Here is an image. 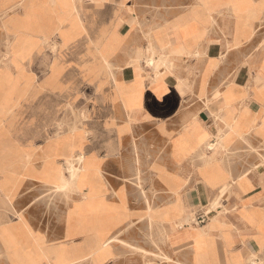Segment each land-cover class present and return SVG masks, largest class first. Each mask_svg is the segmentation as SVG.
<instances>
[{
	"label": "crops",
	"instance_id": "0c3cea01",
	"mask_svg": "<svg viewBox=\"0 0 264 264\" xmlns=\"http://www.w3.org/2000/svg\"><path fill=\"white\" fill-rule=\"evenodd\" d=\"M17 1L0 0V17ZM76 4L91 7L102 27L110 23L115 12L125 24L120 31L123 44L109 59L119 83H134L132 63L137 49L146 48L148 27L156 30L165 26L153 38V47L169 50L174 56L179 48V55H205L172 61L171 71L155 75L162 81L154 87L142 69L138 82L144 84L143 89L126 92L125 99L115 98L114 93L101 94L98 81L83 76L81 85L93 87L87 98L88 120L73 126L72 116L70 128L59 133H54V125L48 126L43 109L48 102L57 107L67 96L46 88L32 94L30 86L80 83H69L61 70L52 79L50 74L41 76L40 66L31 67L30 61H23L22 77L13 63L0 66V264H96L98 245L105 247L113 238L118 241L110 243L98 264H264L263 139L256 134L248 141L237 139L229 152L215 155L218 169L211 167L212 175L219 180L214 185L207 178L210 170L201 173V147L190 150L188 145H180L185 144L184 135L194 121L198 126L193 130L208 132L209 140L215 142L223 114L210 110L216 102L215 91L223 90L224 83L229 82L220 97L224 107L249 108L248 104L243 106L246 97L238 84L247 90L251 87L249 69L243 65L263 53L264 29L257 30L247 45L234 44L240 35H250L249 27L239 29L238 23L255 19L252 5L246 0H76ZM146 6L156 10L148 13ZM212 20L217 24L207 28L212 41L209 45L204 39L206 23ZM261 20L264 22V11ZM3 23L0 18V36L13 41ZM33 37L39 39L40 49L41 35ZM97 37L82 35L75 43L72 51L78 56L74 69L80 71L85 63L94 61L98 52L88 41ZM224 37L221 44L217 39ZM6 49L0 46V55ZM244 52L252 56L240 58L242 67L236 68L237 72L233 70L238 58L228 69L222 67L225 54ZM210 57L217 64L202 96V79ZM33 70L39 71L35 77ZM181 80L183 85H191L186 93L180 87ZM193 84L197 86L194 94ZM15 87L27 93L17 95ZM109 88H115L112 81ZM256 108L252 107L253 117L258 114ZM240 112L234 128L244 132L250 128V111ZM80 148L87 158L88 179L82 183V194L70 192L71 200L64 205L63 194L55 185L63 171L68 176L65 158L77 157ZM245 173H249L253 189L247 194L237 185L232 192L223 190V211L209 212L206 223L199 224V215L222 193L220 185L228 181L227 176L235 180ZM160 210L167 213V221L160 220L158 214L151 220L150 215ZM141 251L152 256L144 257ZM159 253L169 260L153 257Z\"/></svg>",
	"mask_w": 264,
	"mask_h": 264
},
{
	"label": "rangeland",
	"instance_id": "374dc122",
	"mask_svg": "<svg viewBox=\"0 0 264 264\" xmlns=\"http://www.w3.org/2000/svg\"><path fill=\"white\" fill-rule=\"evenodd\" d=\"M252 5V13L255 16V19L252 21L248 20H240L238 23L239 29H245L249 27V36H239V40L237 39L234 46H237L238 41L243 43V45H247L248 42H252L255 38V33L259 29H264V22L261 20V13L264 11V0H261L258 3H254L252 0H246ZM20 4V5H19ZM52 5V6H51ZM8 9H4L1 13V17L4 21V28L13 34V41L5 40L0 36V46L7 48L3 54L0 55V66L6 65L7 62L13 63L16 69L20 71L18 77H22V63L23 61H30L31 67L40 66L42 69V75L46 76L50 74V78L58 77V72L63 71V77L68 79L69 83L79 82V85L71 84L68 86H55L50 83L45 87H33L30 86V91L32 94L40 93V91L45 88L48 90H59L63 92L67 97H63L62 103H57V107H55V102H48L47 108L45 107L43 110L46 112L48 126H53L54 133L64 132L65 129L70 128L71 126V117L73 116L74 122L73 126L83 125L86 120H88V110L90 108V102H87V98L91 97V93L93 87H86L85 85H81L83 83V76L88 75L92 77L93 80H97L99 85L97 90L108 96L109 93H114L115 98H123L125 99V95H120L119 92L123 91V93L130 92L134 93L141 89H143L144 84L139 83V74H141L142 69L147 72L148 81L151 83V86H156L160 81L156 76L164 73L163 71H167L164 66H170L173 61V64L178 58L187 57L188 59H200L205 53L202 54H181L182 50L177 49L175 52L177 54L174 56V53L170 52L166 49H159L155 46V37L157 34L161 33L164 27H159L154 30L152 27H148V31L145 33L146 36V48L137 49L136 58L133 61V66H135V81L131 84V86L119 83L116 72L114 70L113 64L110 62V58L114 55V53L120 48L123 44V38L121 37L125 24L122 19L119 18L118 12L114 13V15L110 18V23L104 27H102L101 19L98 14L91 10V7L82 5L79 7L76 4V0H45L43 2H37L36 0H18L14 6H7ZM33 7V8H32ZM6 8V7H5ZM97 8V7H95ZM79 9V10H78ZM155 11L156 9H152L151 7H144V11ZM229 14L230 11L226 10ZM80 12V13H79ZM61 14V15H60ZM246 17V16H244ZM60 18V19H59ZM217 22L215 20L209 21L206 23V37L204 41L210 45L212 42L209 39L207 28L210 26L216 25ZM133 26V24H131ZM220 26V23H219ZM217 25V29L219 28ZM230 26V23H229ZM12 27V29H11ZM223 27V24H222ZM134 28V26H133ZM247 33V35L249 34ZM47 36H46V35ZM94 36L98 35L95 39H90L88 41V45L95 48L98 54L93 55L94 61L91 63H85L80 71L74 69V59L78 55L73 53L72 48L75 46V43L82 35ZM33 35H41L40 49H39V39L33 37ZM45 35V36H44ZM221 44H224L226 41L225 37L222 39H217ZM264 42V40L262 41ZM264 45V43H262ZM55 45V46H54ZM262 46L261 54L257 55L253 59H248L244 61V67L249 69L251 87L247 90L244 89L243 86L238 84L240 88L245 93L246 100L243 102V106L248 104L249 108H225L222 104V100H220L221 94H223L228 87V83H224L225 89H217L214 93V98L216 102L214 103L213 109H211V113H215V111L221 112L222 118V126L219 128L218 133L215 136V142H211L209 140L210 135L208 132H201L198 134V131H194L193 128L198 126L196 121L191 122L190 127H188L187 132L184 135V139L189 143L188 148L190 150L194 148L201 147L202 149V159L204 160L203 166L201 168V173L203 175V169L210 170L207 174V178H214L215 181L213 185L218 182L219 179H216L212 173L213 168L218 169V162L215 159V155L219 152H229L230 147L237 139H242L244 141H248V138L254 137V134L261 137L264 141V46ZM61 46V47H60ZM242 46V45H241ZM56 47V48H55ZM228 47H231V44L228 42ZM243 47V46H242ZM57 50V51H56ZM184 52V51H183ZM252 55H248L246 52L242 53V55H231L225 54L223 58L222 67L229 68L231 63L239 60V64L235 66V70L233 72H237L236 68H241L242 63L240 60L247 59ZM209 57V56H208ZM241 58V59H240ZM54 61V62H53ZM150 63H154L153 65H149ZM216 61L214 58L210 57L207 62V68L203 75L202 85H201V94L205 95L208 85V77L212 72L213 68L216 66ZM160 65V66H159ZM51 66V67H50ZM258 66V67H257ZM34 74L32 77H35L38 74V70H33ZM120 72V70H117ZM165 71V72H166ZM170 71V70H168ZM219 75H220V70ZM41 72V71H40ZM160 72V73H159ZM133 73V74H134ZM217 73V74H218ZM156 74V76H155ZM176 75V74H175ZM40 76V75H39ZM48 76V75H47ZM17 77V76H16ZM174 77V75H173ZM198 77V75H197ZM238 76H235V80H237ZM86 78V76H85ZM175 78V77H174ZM158 79V80H157ZM114 83L115 88H109V83ZM144 82V80H142ZM183 83V81L181 80ZM180 82L182 87V91L189 90L191 85H183ZM196 83V81H195ZM177 92L179 90V86H177ZM194 88L193 94L197 90V86L195 84L192 85V89ZM96 90V92H97ZM180 91V93L182 92ZM192 92V90H191ZM14 93L22 96L24 93H27V90L24 91L22 88L15 87ZM75 94V95H74ZM74 98L72 101L71 99ZM77 98H79L78 103L76 102ZM252 100L254 104L250 106V101ZM78 104V105H77ZM126 104V102H125ZM212 102H207V105H211ZM252 107H257L258 114H255V117L252 116ZM242 110H249V130L244 132H238L236 128H234V123L236 121V117L241 113ZM74 113V114H73ZM75 115V116H74ZM260 121V123H259ZM64 122V123H63ZM69 123V124H68ZM74 130H77L75 127ZM251 135V136H250ZM213 143V144H212ZM216 143V144H214ZM217 145L214 149H209V146ZM181 145V144H180ZM184 145V144H183ZM186 145V144H185ZM81 147V145H79ZM225 148V149H224ZM212 150V151H211ZM84 151L80 148V152L78 156L82 155ZM77 156V157H78ZM86 157V156H85ZM264 157V156H263ZM66 164V172L68 176H65L64 171L62 172V176L69 179L70 175L67 171L68 162L66 159L64 160ZM76 163V164H75ZM209 163V164H208ZM264 165V158H263ZM207 164V165H205ZM72 165L76 168L77 179L74 183L65 185V182L69 181L68 179L63 181L61 179L55 185L57 192H62L63 194V204H67L70 202V198L68 195L70 192H79L82 194V183L88 179L87 174V158H85L84 162L74 161ZM79 167V168H78ZM81 170V171H79ZM249 173L243 174V176L238 179L232 180L228 175V181L220 185V191L226 190L227 185L232 184L231 188L228 191H233L234 186L237 185L240 187L243 193L247 194L253 186L251 185ZM264 179V176L261 177ZM229 180H232L229 182ZM206 182V181H205ZM234 183V184H233ZM58 187V188H57ZM65 190H64V189ZM62 190V191H61ZM227 191V192H228ZM86 197V195H82ZM77 204V203H75ZM179 205V201L175 204V207ZM222 209H220L221 211ZM217 212L216 209L207 208V212ZM223 211V210H222ZM264 211V210H263ZM228 212V211H227ZM158 214V218L162 221H167L168 215L162 214L161 210L159 212H154L150 215V219L156 217ZM182 223V222H181ZM110 241H118L116 238L111 239ZM161 241V239H160ZM109 242V241H108ZM160 243V247L162 246V242ZM105 247H101L95 252V256L98 258L96 264L99 263L100 260L103 259V255L109 251L110 244L107 243ZM135 252V251H133ZM138 252V250H137ZM142 252V251H141ZM144 257H151L152 254L149 252H142ZM155 259L159 260H169L168 257H164L162 253H159L158 256H153Z\"/></svg>",
	"mask_w": 264,
	"mask_h": 264
},
{
	"label": "bare ground",
	"instance_id": "6f19581e",
	"mask_svg": "<svg viewBox=\"0 0 264 264\" xmlns=\"http://www.w3.org/2000/svg\"><path fill=\"white\" fill-rule=\"evenodd\" d=\"M20 5V4H19ZM52 6V5H51ZM33 8V7H32ZM79 10V9H78ZM92 10V9H91ZM80 13V12H79ZM61 15V14H60ZM60 19V18H59ZM46 35V34H45ZM44 35V36H45ZM47 36V35H46ZM147 37H148V35H147ZM262 43H264V42H262ZM263 45V44H262ZM55 46V45H54ZM264 46V45H263ZM61 47V46H60ZM262 47V46H261ZM56 48V47H55ZM57 51V50H56ZM54 62V61H53ZM154 63H150L149 65H153ZM132 65H133V63H132ZM160 66V65H159ZM51 67V66H50ZM134 68H133V71H135V66H133ZM258 67V66H257ZM163 68H166L167 70H170L171 71V67H169V66H164ZM166 71V70H165ZM165 71H163V72H165ZM160 73V72H159ZM135 74V73H134ZM162 74V73H161ZM156 75V74H155ZM182 83V82H181ZM252 85V84H251ZM224 87V86H223ZM225 89V88H224ZM215 92H217V91H215ZM119 94L120 95H126V93H123V91H121V92H119ZM74 114V113H73ZM75 116V115H74ZM64 123V122H63ZM69 124V123H68ZM73 128V127H72ZM77 130H79V129H77ZM74 131H76V130H74ZM73 131V132H74ZM251 136V135H250ZM184 142H185V144L186 145H189V143L186 141V140H184ZM184 144V145H185ZM213 144V143H212ZM214 144H216V143H214ZM181 145H183L182 143H181ZM216 146L217 145H211L210 144V146H209V149H214V148H216ZM225 149V148H224ZM212 151V150H211ZM13 152V151H12ZM14 153V152H13ZM85 153L83 152L82 153V155H80V156H78V157H73V156H69V157H66L65 159H66V161L68 162V167H67V171L69 172V175H70V177H69V179L68 178H66V177H64V176H62V173H61V179L63 180V181H65V180H69V181H67V182H65V185H67V184H71V183H74L75 181H76V179H77V176L79 175L78 173H77V171H78V169H77V171H76V168L72 165V162H74V161H79V162H84L85 161ZM76 164V163H75ZM209 164V163H208ZM205 165H207V164H205ZM79 168V167H78ZM79 171H81V170H79ZM242 176H243V174H242ZM208 181H209V183L211 184V185H213V182L215 181V179L214 178H210V180L208 179ZM231 186H232V184H228L227 185V188H226V190L224 191L225 193H227V191L231 188ZM233 187V186H232ZM58 188V187H57ZM64 189V188H63ZM65 190V189H64ZM62 191V190H61ZM223 191H222V193H219V194H217L216 195V197L213 199V201L211 202V206L209 207V209H216L217 211H218V213H221L219 210L222 208V206H221V201H220V196H222V197H224L223 195L225 194ZM55 196V195H54ZM175 203V202H174ZM150 230V229H149ZM122 234V233H121ZM120 235V234H119ZM116 237V236H115ZM113 240V239H112ZM111 242H113V241H110L109 242V244L111 243ZM136 243V242H135ZM125 245V244H124ZM100 247V245H98V248ZM98 248H97V250H98ZM138 250V249H137ZM140 251V250H139ZM143 252V251H142ZM154 256V255H153ZM165 257V256H164ZM68 263V262H67ZM254 264H256V263H254ZM258 264V263H257Z\"/></svg>",
	"mask_w": 264,
	"mask_h": 264
},
{
	"label": "built area",
	"instance_id": "2783aa9c",
	"mask_svg": "<svg viewBox=\"0 0 264 264\" xmlns=\"http://www.w3.org/2000/svg\"><path fill=\"white\" fill-rule=\"evenodd\" d=\"M210 215V213L209 212H207V211H203L200 215H199V217H198V223L199 224H205L206 223V221H207V219H208V216Z\"/></svg>",
	"mask_w": 264,
	"mask_h": 264
}]
</instances>
